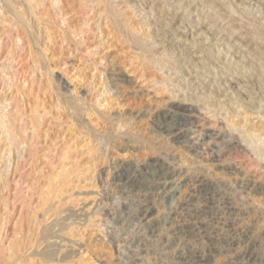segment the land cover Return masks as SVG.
Returning a JSON list of instances; mask_svg holds the SVG:
<instances>
[{"label": "rangeland", "instance_id": "obj_1", "mask_svg": "<svg viewBox=\"0 0 264 264\" xmlns=\"http://www.w3.org/2000/svg\"><path fill=\"white\" fill-rule=\"evenodd\" d=\"M81 1L62 0L58 14L46 3L58 29L51 42L43 35L41 47L26 31L10 27L9 0H0V122L12 118L8 126H19L6 128L10 135L18 132V139L0 127V264L12 261L15 243V264H42L44 251H54L56 262L72 256L67 264H182L179 255L188 250L206 254L210 264H243L241 254L252 244L264 264V0ZM176 8L188 18L165 20ZM62 28L70 35L74 30L73 41L65 42ZM43 44L51 46L48 54ZM180 104L197 111L191 122L183 112L178 119L194 147L158 130L156 121ZM31 116L40 117L34 126L40 133L28 124ZM208 132L237 139L244 150L208 143ZM212 150L221 160L213 161ZM156 160L177 173L172 193L154 185L131 189L114 180L120 166L129 165L151 183ZM203 179L206 192L199 185ZM190 198L193 210L208 202L202 216L206 232L196 236L171 228L192 220L183 211ZM145 200L153 206L152 218L163 222L156 233L141 220ZM56 212L84 219L63 222L65 234L55 230L63 217ZM47 227L61 233L41 240Z\"/></svg>", "mask_w": 264, "mask_h": 264}, {"label": "bare ground", "instance_id": "obj_2", "mask_svg": "<svg viewBox=\"0 0 264 264\" xmlns=\"http://www.w3.org/2000/svg\"><path fill=\"white\" fill-rule=\"evenodd\" d=\"M6 1V0H5ZM80 1V0H79ZM83 2H85V1H87L88 3H90V2H93V5H95L94 4V1H97L98 3H99V1L98 0H82ZM81 1V3H83ZM26 2H28L27 4H25V2L23 3V0H22V3L20 2V4L18 5V3H19V1L18 0H9V2L7 3V2H5V4L4 5H6V3L8 4V5H6V7H7V11L6 12H8V14H9V12L11 13V15H13V17H14V19L13 20H11V22H13L11 25H10V27L11 26H15V27H17V31L15 30V29H13V27H11L13 30H15L17 33H18V31L19 30H23L24 32L26 31L28 34V37H30V39L32 38V39H34V41H35V43H37L39 46H41L42 45V43H41V39H42V37H43V35L45 34L46 35V40L49 38V40H48V42H51V41H53L54 40V34L56 33L55 31L58 29V28H56V30H55V28L53 29V27L54 26H52L51 24L53 23L52 21L53 20H55V19H53L54 18V16L53 15H51L50 13H55V14H58L60 11V9L62 8V0H26ZM41 2V4H40V6H42V7H39V3ZM66 2H67V0H66ZM104 2V1H103ZM102 2V3H103ZM36 3H37V5H36ZM46 3H51V5H52V11L53 12H50V10H49V12H47V9H46ZM60 3H61V5H60ZM87 3V4H88ZM105 3V2H104ZM86 4V5H87ZM91 4V3H90ZM2 5H3V2H2ZM2 5L0 6L1 8H2ZM50 4H49V6H51ZM64 5V4H63ZM69 5V4H68ZM92 5V6H93ZM65 6V5H64ZM72 6V5H71ZM83 6H84V4H83ZM91 6V8H94V7H92ZM4 7V6H3ZM73 7V6H72ZM81 7H82V5H81ZM18 8H22L21 10V12H19V13H21V15H19V13L17 12V9ZM40 8H42V11H41V9ZM81 9H83V8H81ZM94 10V9H93ZM160 10V9H159ZM162 10V9H161ZM1 11V10H0ZM64 11V10H63ZM178 11H179V9H175L174 11H172V12H170V13H168V17L165 19V20H168L169 19V16H171V18H170V20L171 21H173V20H176V22H179L180 21V23H181V21H183V19H184V17H187L185 14L182 16V15H179L178 14ZM72 12V11H71ZM74 12V11H73ZM95 12V11H94ZM93 12V13H94ZM166 12V11H165ZM169 12V11H168ZM174 12H177L176 14L174 13ZM185 12V11H184ZM113 13H114V11H113ZM182 13V12H181ZM189 13V12H188ZM5 14V13H4ZM7 14V15H8ZM54 14V15H55ZM119 14V13H118ZM167 14V13H166ZM41 17H40V16ZM3 16H5V15H3ZM39 16V17H38ZM63 16V15H62ZM116 16V15H115ZM5 17H7V16H5ZM11 17V16H10ZM45 17H48V21H46V19H45V21H44V18ZM108 17H109V15H108ZM1 18V17H0ZM3 18V17H2ZM1 18V19H2ZM8 18V17H7ZM26 18V19H25ZM34 18H35V22L34 23H37L38 24V27L39 26H42V25H47V27L45 28V30L44 31H41V30H37V28L34 26V23H33V21H34ZM85 18V17H84ZM151 18V17H150ZM160 18H162L161 16H160ZM164 18V17H163ZM188 18V17H187ZM207 18V17H206ZM9 19V18H8ZM87 19V18H86ZM91 19V18H90ZM148 19V18H147ZM4 20H5V18H4ZM3 20V21H4ZM26 20V21H25ZM151 20V19H150ZM169 20V21H170ZM188 20V19H187ZM2 21V22H3ZM6 21V20H5ZM4 21V22H5ZM90 21V20H89ZM186 21V20H185ZM202 21V20H201ZM11 23L10 22V20L8 21L7 20V24H9V23ZM54 22H56V21H54ZM86 21L84 20V23H85ZM116 22V21H115ZM120 22V21H119ZM164 22V21H163ZM175 22V21H174ZM187 22V21H186ZM83 23V22H82ZM173 23V22H172ZM188 23V22H187ZM190 23V22H189ZM56 24H57V22H56ZM68 24V23H67ZM86 24V23H85ZM154 24V23H153ZM68 25H70V24H68ZM164 25H165V23H164ZM166 25H170V27H173L172 26V24L170 23L169 24V22L166 24ZM188 25V24H187ZM200 25V24H199ZM198 25V26H199ZM202 25V24H201ZM6 26H9V25H6ZM85 26V25H84ZM116 26V25H115ZM14 27V28H15ZM58 27V26H57ZM64 27V26H63ZM72 27V26H71ZM79 27V26H78ZM118 27H120L119 25H118ZM117 26H116V29L118 28ZM127 27V26H126ZM163 28H164V26H162ZM166 27V26H165ZM6 28V27H5ZM44 28V27H43ZM59 28H61V26L59 27ZM68 28V27H67ZM121 28V27H120ZM162 28V29H163ZM167 28V27H166ZM187 28V27H186ZM69 29H70V27H69ZM71 29H73V28H71ZM123 29V28H122ZM13 30H10V32L12 33L13 32ZM43 30V29H42ZM61 30V29H60ZM118 30V29H117ZM161 30V29H160ZM164 30H165V28H164ZM81 31V32H80ZM121 31V30H120ZM123 31V30H122ZM121 31V32H122ZM202 31V30H201ZM245 31V30H244ZM9 31H7V33H8ZM22 32V31H21ZM20 32V33H21ZM23 32V33H24ZM25 32V33H26ZM73 33H74V30L72 31ZM72 32H70V33H72ZM79 32H80V34L82 33V35L83 34H85V36H86V31H84V29H83V27L81 28V30H79ZM119 32V31H118ZM144 32V31H143ZM248 32V31H247ZM59 33H60V31H59ZM72 33V34H73ZM76 33H78L77 31H76ZM120 33V32H119ZM119 33L117 34V35H119ZM123 33V32H122ZM249 33V32H248ZM251 33V32H250ZM10 34V33H9ZM15 34V33H14ZM13 34V35H14ZM71 34V35H72ZM165 34H167V33H165ZM12 34H10V36L11 37H14ZM16 35V34H15ZM61 35L62 36H64L65 38V42H67V41H73V37L76 35H74L73 37L69 34V32H67V30L65 29V30H63V28H62V32H61ZM78 35V34H77ZM122 35V34H121ZM163 35V34H162ZM246 35V34H245ZM248 35V34H247ZM71 36V37H70ZM84 36V35H83ZM138 36V35H137ZM224 36V35H223ZM57 37V36H56ZM124 37V36H123ZM129 37V36H128ZM135 37V36H134ZM146 37V36H145ZM246 37V36H245ZM249 37V36H248ZM9 38V37H8ZM130 38V37H129ZM226 38V37H225ZM11 39H15V38H11ZM11 39H10V41H11ZM64 39H62V40H64ZM135 39V38H134ZM141 39V38H140ZM247 39V38H246ZM43 40H44V38H43ZM122 40V39H121ZM137 40V39H136ZM163 40V39H162ZM161 40V41H162ZM13 41V40H12ZM22 41V40H21ZM45 41V40H44ZM133 41V40H132ZM144 41V40H143ZM142 41V42H143ZM147 41V40H146ZM264 41V40H263ZM46 42V41H45ZM76 42V41H75ZM78 42V41H77ZM134 42H136V41H134ZM134 42H133V44H134ZM158 42V41H157ZM27 43H29V42H27ZM34 43V42H33ZM33 43H32V45H31V43H29L30 44V46H34L35 45V43H34V45H33ZM54 43V42H53ZM63 43H64V41H63ZM87 43V42H86ZM17 44H18V42H17ZM79 44V43H78ZM77 44V45H78ZM84 44H85V42H84ZM135 44H137V43H135ZM143 44V43H142ZM141 44V45H142ZM44 45V44H43ZM69 45L71 46V44L69 43ZM68 44H67V46H69ZM81 45V44H80ZM138 45H139V43H138ZM137 45V46H138ZM144 45V44H143ZM152 45V44H151ZM155 45V44H154ZM246 45V44H245ZM22 46V45H21ZM45 46V45H44ZM43 46V47H44ZM48 46H49V44H48ZM73 46H74V44H73ZM135 46V45H134ZM168 46V45H167ZM172 46V45H171ZM37 47V46H36ZM42 47V46H41ZM79 47V46H78ZM174 47V46H173ZM254 47V46H253ZM263 47H264V45H263ZM16 48V47H15ZM18 48V47H17ZM23 48V47H22ZM38 48V47H37ZM36 48V49H37ZM80 48V47H79ZM34 49H35V47H34ZM39 49V48H38ZM50 49H51V46L50 47H47V46H45V53H47L48 51H50ZM142 49V48H141ZM146 49H149V48H146ZM150 49H152L151 47H150ZM17 50V49H16ZM43 50H44V48H43ZM46 50H47V52H46ZM71 50V49H70ZM138 50V49H137ZM159 51H160V49H158ZM30 51H32V48H31V50ZM35 51L36 50H34V53H35ZM139 51V50H138ZM137 51V52H138ZM145 52L146 51H148V52H151L152 50H144ZM202 51V50H201ZM1 52V51H0ZM140 52H141V50H140ZM143 52V51H142ZM144 52V53H145ZM33 53V52H32ZM37 53V52H36ZM35 53V54H36ZM52 53H54L55 54V52H52ZM157 53V52H156ZM161 53V52H160ZM43 54V53H42ZM48 54V53H47ZM175 54V53H174ZM31 55H34V54H31ZM37 55V54H36ZM35 55V56H36ZM41 55V54H40ZM44 55V54H43ZM50 55H52L51 53H50ZM154 55H155V53H154ZM34 56V57H35ZM46 56V55H45ZM44 56V57H45ZM55 56V55H54ZM33 57V58H34ZM47 58V57H46ZM46 58H45V60H46ZM39 60H40V58H39ZM152 60V59H151ZM38 61V60H37ZM167 61V60H166ZM203 61V60H202ZM206 61V60H205ZM33 62H34V60H33ZM46 62V61H45ZM156 62H158V61H156ZM35 63V62H34ZM37 63V62H36ZM96 63V62H95ZM159 64H160V62H159ZM36 65V64H35ZM38 65V64H37ZM45 65V64H44ZM46 65H47V63H46ZM166 65H168V63L166 64ZM209 65V64H208ZM42 66V65H41ZM47 66H49V65H47ZM195 66V65H194ZM34 67H36V66H34ZM163 67V66H162ZM201 67V66H200ZM42 68V67H41ZM171 68H173V67H171ZM38 69L40 70V68L38 67ZM257 69V68H256ZM43 70H45V69H43ZM48 70L49 69H47V71L46 72H48ZM38 72V71H37ZM42 72H44V71H42ZM49 73V72H48ZM209 73V72H208ZM47 74V73H46ZM45 75V74H44ZM111 76V75H110ZM42 77V76H41ZM109 78V77H108ZM116 78L117 79H115V81L117 80V81H123L124 79L122 78V77H117L116 76ZM62 79V78H61ZM48 81H50V79L48 80ZM117 83H119V82H117ZM125 83V82H124ZM12 84V83H11ZM63 84V83H62ZM65 85H67V84H65ZM233 86V85H232ZM8 87H10V86H8ZM62 87V86H61ZM66 87V86H65ZM68 87V86H67ZM234 88V87H233ZM62 89H64V88H62ZM68 91H69V89H68ZM70 91H73L72 92V94H75L74 92V90H70ZM76 92H78V91H76ZM13 95V94H12ZM5 97H7V96H5ZM8 98V97H7ZM70 98V97H69ZM4 99V98H3ZM9 99V98H8ZM5 100V99H4ZM69 102H70V100H68ZM182 103V102H181ZM64 105V104H63ZM187 105V104H186ZM10 106V105H9ZM71 106V105H70ZM59 107V106H58ZM78 107V106H77ZM76 108V107H75ZM171 110L170 111H168L167 113H163L164 115L162 116V119L161 120H157L156 121V123L158 124V130L160 131V134L161 133H163V134H168L169 136L167 137V138H169L170 136H172V140H174V141H176V142H178L177 144H179V143H183V144H185V146H186V144L188 145V146H191V147H194L193 146V144L191 143V141L190 140H188V135L186 134V133H184L181 129V126H180V123L178 122V119L180 118V117H182V112L183 113H187L188 115L186 116V121H193L194 119V117H195V115H197V111H196V108L194 107V106H190V107H185V105H178L177 107H175V108H170ZM36 110V109H35ZM64 110V109H63ZM71 110V109H70ZM69 110V111H70ZM92 110V109H91ZM45 111V110H44ZM43 111V112H44ZM77 114V113H76ZM97 114V113H96ZM95 114V115H96ZM33 115V114H32ZM48 115V114H47ZM89 115V114H88ZM159 115V114H158ZM24 116H26L25 114H24ZM36 116V115H35ZM38 116H39V114H38ZM99 116V115H98ZM136 116V115H135ZM185 116V115H184ZM12 117V116H11ZM26 117H29V116H26ZM159 117V116H158ZM3 118H5V117H3ZM3 118H1L2 119V122H0V127H1V129L3 128H5V131L7 130V129H9L10 127L8 126V124H7V121H8V123L10 124L11 122H9V121H12V118H11V120H7L6 121V124H5V121L3 122ZM8 118V117H7ZM21 118H23V117H21ZM32 118V119H31ZM31 118L29 119V120H31L30 121V123H28L29 125H32L33 126V129L34 128H36L37 127V124H35V123H37V122H35V120L38 118V117H36V119L35 120H33V118L34 117H32L31 116ZM40 118V117H39ZM38 118V119H39ZM75 118V117H74ZM184 117H182V119H183ZM6 119V118H5ZM4 119V120H5ZM24 119H26L25 117H24ZM14 120V119H13ZM16 120V119H15ZM18 120V119H17ZM16 120V121H17ZM21 120H23V119H19L18 121L20 122V123H23L24 124V122L22 121L21 122ZM40 121V120H39ZM78 123H79V121H77ZM20 123H18V124H20ZM12 124H14V122H12ZM27 124V123H26ZM40 124V123H39ZM39 124H38V126H39ZM190 124V123H189ZM28 125V126H29ZM76 125H77V123H76ZM192 125H194V124H192ZM14 127V125H11V128H13ZM26 126V125H25ZM25 126H24V129H26L25 128ZM34 126H36V127H34ZM188 126V125H187ZM9 127V128H8ZM15 127H17V126H15ZM14 127V128H15ZM19 127V126H18ZM17 127V128H18ZM22 126H20V128H21ZM41 127V126H40ZM125 127V126H124ZM7 128V129H6ZM10 128V130L12 131V129ZM29 128V127H28ZM30 128H31V126H30ZM38 128V127H37ZM88 128V127H87ZM102 128V127H101ZM33 129L32 130H30V131H32V132H34L35 131V129H34V131H33ZM185 128H183V130H184ZM9 130V131H10ZM15 130V129H14ZM13 130V131H14ZM40 130V129H39ZM9 131H6L7 133L9 132ZM25 131V130H24ZM27 131V130H26ZM37 132H39L38 130H36ZM35 131V134L37 133ZM156 131V130H155ZM15 132V131H14ZM187 132V131H186ZM13 133V132H12ZM16 133H17V135L19 134L18 132H15V135H16ZM20 133H22V132H20ZM24 133H26V132H24ZM40 133V132H39ZM9 134V133H8ZM11 134V133H10ZM9 134V135H10ZM23 134V133H22ZM162 134V135H163ZM5 135V134H4ZM14 135V133L12 134V135H10V137L12 136V137H15L16 139H18L15 135ZM26 135H27V133H26ZM25 135V136H26ZM32 135V134H31ZM190 135V134H189ZM23 136V135H22ZM34 136V135H33ZM33 136H32V138H33ZM36 136H38V134L36 135ZM35 136V137H36ZM167 136V135H166ZM227 136V135H226ZM226 136H224V137H226ZM7 137H8V135H7ZM19 137V136H18ZM20 137H21V134H20ZM124 137H125V135H124ZM234 137V136H233ZM9 138V137H8ZM24 138V137H23ZM22 138V139H23ZM13 139V138H12ZM190 139H191V137H190ZM30 140H33V139H31L30 138ZM205 140H208V143L210 142V143H212L213 141L214 142H218L219 144L221 143L222 145H221V147L220 148H225V149H228L229 150V148L230 149H234V148H243V150H244V147H243V145H242V143H240L239 141H237V139H236V141L234 140V141H232V140H230V141H227L225 138H223L222 136H217V135H215V134H209V132H208V134L206 133V138H205ZM204 140V141H205ZM251 140V139H250ZM4 142H6L5 140H3ZM9 141V140H8ZM24 141H26V140H24ZM241 141V140H240ZM2 142V141H1ZM16 142H18L17 140H16ZM21 142V141H20ZM30 142V141H29ZM201 142V141H200ZM8 143V142H7ZM10 143V142H9ZM8 143V144H9ZM11 143H13V141L11 142ZM15 143V142H14ZM27 143V142H26ZM199 143V142H198ZM218 143H216V144H218ZM6 144V143H5ZM4 144V145H5ZM16 144V143H15ZM15 144H14V146H15ZM18 144V143H17ZM19 144H21V143H19ZM195 144V143H194ZM215 144V145H216ZM9 147L11 146V144L10 145H8ZM12 146H13V144H12ZM17 146V145H16ZM20 146V145H19ZM28 146V145H27ZM213 146V145H212ZM29 147V146H28ZM17 148V147H16ZM190 148V147H189ZM213 148V147H212ZM220 148H218V149H220ZM222 148V149H223ZM11 149V148H10ZM31 149V148H30ZM92 149V148H91ZM209 149V148H208ZM217 149V150H218ZM221 149V150H222ZM217 150H216V152H217ZM10 151V150H9ZM15 151V150H14ZM210 151V150H209ZM214 150H212V152H213ZM220 151V150H219ZM11 152V151H10ZM218 154H220V152H218ZM217 154V155H218ZM221 154H223V150H222V153ZM225 154V153H224ZM214 152H213V154H212V156H211V158H213V161H218L220 158L217 156ZM15 158V157H14ZM10 160V159H9ZM16 160V159H15ZM221 160V159H220ZM10 162H12V161H10ZM11 166V164L8 166V169H9V167ZM154 166V170H153V172L151 173V178H149L148 176V180H152L153 182H147L146 180L145 181H143L142 180V176L144 175H142L141 176V171L140 170H138L137 168L135 169V167L134 168H131V167H129V165L127 166V167H123V168H121V166H120V170H118L117 171V173H116V175H115V178H114V180H116V182L117 183H123L124 185H126V186H129L131 189H140V188H143V186L145 187H147V188H150V187H152V185H154L155 187H157V189H159V190H162V192L165 194V195H167V194H169V193H172L173 191H172V178H174V177H176L177 176V173L171 168V167H169V166H167V164L165 163V162H163L162 160H156L155 161V164L153 165ZM230 167V166H229ZM236 168V167H235ZM234 168V169H235ZM234 169H231L230 171L231 172H233V171H235ZM151 170V169H150ZM237 170V169H236ZM69 170H67V172H68ZM9 173V172H8ZM66 173V172H65ZM69 173V172H68ZM6 174V173H5ZM71 174V173H70ZM234 174V173H233ZM63 175V174H62ZM64 175H66V174H64ZM8 176V175H7ZM62 177V176H61ZM66 177V176H65ZM64 178V177H63ZM62 178V179H63ZM56 179V178H55ZM205 179V178H204ZM204 179L203 180H200V187H202V188H204V191L206 192V189L208 188H206V186L208 185H206L205 184V182H204ZM198 180V179H197ZM196 180V181H197ZM51 181V180H50ZM65 181V180H64ZM207 181V180H206ZM53 182H54V180H53ZM199 182V181H198ZM198 182H197V184H198ZM49 183V182H48ZM51 183V182H50ZM207 183H208V181H207ZM61 185V184H60ZM62 185H64V182H63V184ZM213 185V184H212ZM50 186V185H49ZM48 186V187H49ZM51 186H52V184H51ZM60 187H62V186H60ZM70 187V186H69ZM145 187V189H147ZM52 188H54L53 186H52ZM63 188V187H62ZM67 188V187H66ZM125 188V187H124ZM210 188V187H209ZM48 189H50V188H48ZM213 189H214V187H213ZM207 190H209V189H207ZM49 191V190H48ZM53 191V189H51L49 192H46V191H44L45 193H46V195L47 194H49V193H53L52 192ZM57 191H60V190H58L57 189ZM134 191V190H133ZM154 191V190H153ZM172 191V192H171ZM200 191H201V189H200ZM212 191V190H211ZM130 192V191H129ZM204 192V193H205ZM54 194H56V193H54ZM50 195V194H49ZM205 195H208V194H205ZM220 195V194H219ZM44 196V193L42 194V197ZM222 196V195H221ZM48 197V196H47ZM46 197V198H47ZM54 197V195L52 196V198ZM215 197V196H214ZM193 198V197H192ZM211 198V197H210ZM209 198V199H210ZM224 198V197H223ZM51 199V198H50ZM206 199V198H205ZM208 199V198H207ZM44 200V199H43ZM212 200V199H211ZM48 201H49V199H48ZM191 201H192V199L190 198V200L188 201V202H186L185 204H184V207H183V211H186V214H188L189 215V217L190 218H192V220H188V219H184V220H179V222H177V223H175V224H173L172 226H171V228L174 230V231H178V232H182L183 233V235L184 236H192V235H195V234H197V233H199V231H202V229H204L203 231H205L206 232V230H205V226H204V222H203V219H202V216L205 214V213H207V201H206V204H203L202 206H199L197 209H192L191 208ZM194 201H195V199H194ZM216 202H218V201H216ZM43 204V203H42ZM44 204H46V203H44ZM99 204V203H98ZM207 207H206V206ZM214 205V204H213ZM45 206V205H44ZM43 206V207H44ZM195 206V205H194ZM8 208V207H7ZM45 208V207H44ZM54 209V208H53ZM152 209H153V206H152V204L150 203V202H148L147 200H145V201H143L142 202V204H141V206H140V216H141V220H142V222L144 223V225L147 227V228H149V230L152 232V233H156V228L157 227H159V225H161L163 222L161 221V220H159L158 219V221H155L153 218H152ZM217 209V208H216ZM40 210V209H39ZM48 211H49V209H48ZM214 211V210H213ZM218 211V210H217ZM42 212V211H41ZM51 212V211H50ZM48 213V212H47ZM50 214V213H49ZM59 214V213H58ZM57 214V212H56V216L58 215ZM73 214V213H72ZM209 214V213H208ZM211 214V213H210ZM209 214V215H210ZM213 214V213H212ZM47 215V214H46ZM60 215V214H59ZM58 215V217L59 218H61L62 216V219H61V221H62V224H58V225H60L59 227H60V229L58 228V225H56V231H57V229L59 230V231H61V232H63V231H66V233L65 232H63V233H65V234H68L67 233V231L68 230H66V227L68 226L66 223V225L67 226H65L64 224H63V222H69V220H71L70 221V223L73 221V223L72 224H74V223H76L77 221L79 222L80 220H83L84 218L83 217H81V216H83V215H81V214H78V215H71V214H61L60 216ZM34 216H36V215H34ZM49 216V215H48ZM170 216V218H171V214L169 215ZM212 216V215H211ZM52 217V216H51ZM215 217V216H214ZM58 218V220H60ZM83 218V219H82ZM48 219V218H47ZM51 219V218H50ZM49 219V220H50ZM140 220V221H141ZM167 220V219H166ZM56 221H57V219H56ZM165 221V220H164ZM41 222V221H40ZM81 222H83V221H81ZM81 222H79L80 224H81ZM57 223H58V221H57ZM56 223V224H57ZM69 224V223H68ZM71 224V225H72ZM53 225V224H52ZM62 225V226H61ZM64 225V226H63ZM3 226V225H2ZM48 226V225H47ZM55 226V223H54V225H53V227ZM75 227V226H74ZM208 227V226H207ZM38 228V227H37ZM47 228L48 229H50V230H47ZM47 228H44V229H46V232H45V235L43 236V238L44 239H42L41 238V240H47V239H49V238H52V236H53V238H54V234H55V230H53V229H51V227L49 228V227H47ZM69 228V227H68ZM78 228V227H77ZM80 229V228H79ZM69 230H71V226H70V228H69ZM74 230V229H73ZM53 231H55V232H53ZM76 231V230H75ZM77 231H78V229H77ZM22 232H23V230H22ZM43 232V231H42ZM61 232H56V233H58V235H59V233H61ZM72 232V231H71ZM71 232H69V233H71ZM204 232V233H205ZM21 234V233H20ZM203 234V233H202ZM22 235V234H21ZM58 235H57V237H58ZM71 235V234H70ZM69 235V236H70ZM72 236V235H71ZM75 236V235H74ZM77 236V235H76ZM196 236V235H195ZM21 238H23L22 236H21ZM20 238V239H21ZM52 238V239H53ZM62 238V237H61ZM181 238V237H180ZM82 239V238H81ZM185 239V238H184ZM25 241V240H24ZM50 241V240H49ZM19 242V241H18ZM22 242V241H21ZM40 242V241H39ZM51 242V241H50ZM55 242V241H54ZM54 242H52L53 244H54ZM41 243V242H40ZM41 244H44V242H42ZM15 245H16V243H15ZM15 245L13 244L12 246H14L15 247ZM55 245V244H54ZM49 246H53V245H49ZM13 247V248H14ZM17 247V246H16ZM10 248V250L12 249V253L10 252V256H9V260H12L11 262L9 261V264L11 263V264H15L16 262H17V260H18V258H17V255L16 254H18V251H16L17 250V248ZM48 247V246H47ZM16 249V250H15ZM23 249V248H22ZM190 249V248H189ZM55 250V249H54ZM258 251V250H257ZM17 252V253H16ZM37 254H39V253H37ZM56 253L54 252V251H44V253H42V254H39V258L38 259H41L40 261L38 260V262H41L42 264H67L68 263V258H70V257H72V256H69V255H66V256H63L64 258L63 259H60L59 257V259L60 260H58V262H56V260L57 259H55V255ZM36 255V254H35ZM178 255V254H177ZM242 257H243V259L246 261L245 263H243V264H259V262H260V259L262 258L261 257V255L258 253V252H256V250L254 249V246H253V244L252 245H248V247L245 249V250H243V252H242ZM20 256V255H19ZM31 256V255H30ZM38 256V255H37ZM7 258V257H6ZM207 255L206 254H204V253H200V252H197V251H186L185 253H180V255H179V260H180V262H182V264L184 263V264H210L208 261H207ZM70 260V259H69ZM243 260V261H244ZM34 261H35V259H34ZM262 261H263V259H262ZM70 262V264H71V261H69ZM73 262V261H72ZM18 264V263H17ZM34 264V263H33ZM40 264V263H39ZM79 264H83L82 263V261L79 263Z\"/></svg>", "mask_w": 264, "mask_h": 264}]
</instances>
